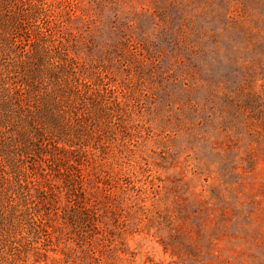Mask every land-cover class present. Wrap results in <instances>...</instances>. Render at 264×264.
Masks as SVG:
<instances>
[{
	"label": "rangeland",
	"instance_id": "obj_1",
	"mask_svg": "<svg viewBox=\"0 0 264 264\" xmlns=\"http://www.w3.org/2000/svg\"><path fill=\"white\" fill-rule=\"evenodd\" d=\"M16 94L78 130L83 181L11 147L0 105L4 264H264V0H0V102ZM18 175L61 190L43 245L10 220Z\"/></svg>",
	"mask_w": 264,
	"mask_h": 264
},
{
	"label": "trees",
	"instance_id": "obj_2",
	"mask_svg": "<svg viewBox=\"0 0 264 264\" xmlns=\"http://www.w3.org/2000/svg\"><path fill=\"white\" fill-rule=\"evenodd\" d=\"M25 81V80H23ZM45 98V97H44ZM44 98L41 97V102L43 104ZM33 103H36L39 108L40 99H34ZM0 105L6 108L4 113L5 123L12 122V125H8L11 129L17 130L16 137H10L11 147L20 146L23 148V151L27 154L30 153L28 150L29 147H34L35 150L38 151L37 155L44 156L48 155L51 158V165L49 166L50 171H53L54 174H60L62 171L68 172L69 167H75L78 172V177L80 182H82L83 174L80 168L82 162L74 158V163H68L69 152H72V147L75 146L76 149H82L85 144H82L79 141L78 130L75 137L71 136L68 132H52L53 130H48L46 126L39 125L37 122L36 116L33 112H26V108L30 107L29 98L26 96H22L19 94L16 95H7L1 97ZM2 110H0L1 113ZM55 137V138H54ZM65 137V138H64ZM70 137V138H68ZM18 139H22V142L17 141ZM75 139V142L73 140ZM51 140L50 143L47 144V141ZM47 145H51V149L47 150L45 147ZM32 150V149H31ZM33 151V150H32ZM14 152V150H13ZM53 162H56L53 163ZM62 169V171H61ZM50 171H45V174H51ZM8 172V170H7ZM44 172L43 175L45 176ZM54 176V175H53ZM39 179L36 177V180ZM66 185L71 183L73 185L74 178H70L69 175L65 174ZM39 182V180H37ZM15 185L18 191V197L20 200L17 203L11 204L14 209V214L10 218L11 222L14 220H18L20 225L26 228L28 234L22 236L25 240H29L32 244L39 243L40 245L44 244V241L47 240L50 234V224L49 222H45V215H49V211L40 212L41 206L47 208V203H50L51 200V191L52 194L57 195L60 193V189H52L48 187V189L41 188V195H38L37 186H32L29 181L23 180L19 175L15 177ZM75 184V188H76ZM77 192V190H75ZM75 203V199H74ZM58 207H56L57 209ZM66 210V209H65ZM78 212L87 213L91 210L89 206L85 205H77ZM80 215V214H79ZM71 221H75V213L69 216ZM17 222V221H16ZM25 225V226H24ZM32 233V234H31ZM30 235V239L29 238ZM17 239L14 231H10L7 235V242L9 248L13 251L14 258L19 259V255L21 249H25L21 246L20 243L16 244ZM45 247V245H44ZM0 264H4L2 257L0 256ZM20 264H24L23 261Z\"/></svg>",
	"mask_w": 264,
	"mask_h": 264
}]
</instances>
